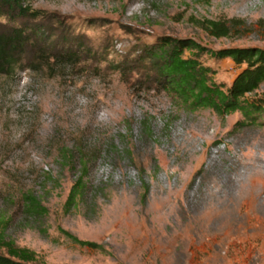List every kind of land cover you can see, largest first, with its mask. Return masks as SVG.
<instances>
[{"label": "rangeland", "instance_id": "obj_1", "mask_svg": "<svg viewBox=\"0 0 264 264\" xmlns=\"http://www.w3.org/2000/svg\"><path fill=\"white\" fill-rule=\"evenodd\" d=\"M25 3L39 16L0 17V30L27 38L15 67L0 71L6 239L35 251V264H264V126L183 103L138 57L161 36L264 48V0ZM229 19L245 23H228L223 37L205 28ZM201 61L225 88L241 68ZM26 195L45 213L28 209Z\"/></svg>", "mask_w": 264, "mask_h": 264}, {"label": "trees", "instance_id": "obj_2", "mask_svg": "<svg viewBox=\"0 0 264 264\" xmlns=\"http://www.w3.org/2000/svg\"><path fill=\"white\" fill-rule=\"evenodd\" d=\"M29 0H0V17L14 20L17 17L39 16L37 10H32ZM205 27L216 37L228 36L231 25L244 24L243 20H207ZM230 23V24H228ZM264 29V18L257 21ZM27 42L24 30L13 27L10 30H0V71L13 69L16 65V55ZM207 54L216 59L229 58L240 70L228 87L213 79L215 71L205 65L201 58ZM72 55H68L70 57ZM62 58H67L61 55ZM140 62H147L146 70L153 72L155 82L168 94L178 98L183 103L194 107L210 108L217 113L239 111L248 123L264 126V91L257 92L264 83V48L262 47H228L217 50L210 49L193 38H177L161 36L155 43L145 46L138 55ZM56 61L57 59L54 58ZM151 76V75H150ZM244 122V121H243ZM84 169L72 186L67 204H74L76 197L84 188ZM26 206L32 212L45 213L33 195L25 196ZM74 243L106 252L103 245L80 239L68 230L59 228ZM0 264H35L36 253L30 248L18 246L13 240L6 239L0 231Z\"/></svg>", "mask_w": 264, "mask_h": 264}]
</instances>
